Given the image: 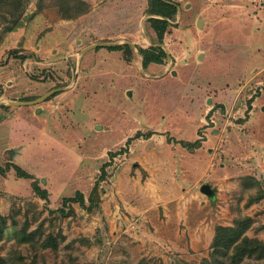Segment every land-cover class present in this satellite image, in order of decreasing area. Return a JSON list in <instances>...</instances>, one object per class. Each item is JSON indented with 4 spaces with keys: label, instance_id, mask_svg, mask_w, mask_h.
<instances>
[{
    "label": "rangeland",
    "instance_id": "rangeland-1",
    "mask_svg": "<svg viewBox=\"0 0 264 264\" xmlns=\"http://www.w3.org/2000/svg\"><path fill=\"white\" fill-rule=\"evenodd\" d=\"M241 5L239 12L249 14L264 8ZM98 7H121L130 19L138 12L150 25L148 0H28L12 31L4 29L0 17V121L12 119L0 125V214L7 218L0 264H264V254L239 259L213 247L217 226H234L241 218H249L246 234L264 242V84L248 74L226 80L201 97L198 120L188 122L182 109L172 106L177 86L168 85L166 92L159 77H147L139 47L130 44L132 55L97 54L96 47L109 40L129 39L112 36L124 30L118 20L99 27L88 22L72 33L79 24L68 23ZM130 7H135L132 16ZM178 15L164 41L172 56L166 63L170 74L179 68L176 62L192 59L198 65V54L212 50L204 43L208 30L202 33L194 18L188 22ZM209 18L218 22L223 16ZM58 24L65 38L49 39L47 33ZM245 41L234 43V54H242L236 64L242 63ZM216 62L217 71L228 72L224 59ZM148 85H154L151 96ZM137 86L142 102L147 96H170L169 104H154L153 112L146 106L152 119L166 115L162 108L168 107L167 125L139 121L143 107L135 102ZM64 116L72 118L65 126H73L66 136L57 129ZM155 128L161 131L153 135ZM111 152L118 154L111 158ZM105 162L111 165L99 179ZM14 164L32 177H20ZM204 183L216 189L215 196L200 190ZM34 184L47 189L48 199ZM78 190L85 203L64 206L65 197Z\"/></svg>",
    "mask_w": 264,
    "mask_h": 264
},
{
    "label": "crops",
    "instance_id": "crops-1",
    "mask_svg": "<svg viewBox=\"0 0 264 264\" xmlns=\"http://www.w3.org/2000/svg\"><path fill=\"white\" fill-rule=\"evenodd\" d=\"M178 1V0H177ZM180 2V1H178ZM189 2V3H188ZM181 5H178V17L180 16L181 20L185 19L184 21L191 22V18H194V25L203 33L206 30L208 32L204 36V43L209 44L208 47H211L210 52H205V53H199L198 57L201 59L200 63L198 65H195V63H192V59H190L186 64H181L180 62H176L177 67L175 70H171V74L168 71L167 62H169L172 59V56L167 50V47L165 43L159 44L156 40L157 36L154 31V29L151 27V25L146 26V18L144 16H138V12H135L137 14L133 15L131 14L130 11H132L133 8L135 7H130L128 9V13L131 14L132 18L130 19L127 16H125V9L124 12L119 10L121 7H98L95 12H92L90 15L86 17H82L78 23H73L70 22L68 23V26H72L75 24H79L78 26L75 25V28H73L72 33H77V30H80V26H88L87 23H95L96 26H101L102 24L106 25L108 24H115L117 20L121 23V29L124 28L122 31H117L112 34H116V36H126L129 39L121 40L119 39L116 42H111L110 40L106 43L111 44V46L115 45H120L122 42L131 44L135 49L137 47L147 49L150 47H156V46H161L166 52H167V60L164 59L163 63H156L152 62L149 64L147 68L144 67L143 65V56L142 54L138 51V56L141 61L142 68L145 69L147 72V77L148 75L150 77H159L157 78V82H160L164 85H167L166 92H168V88L170 85L171 87L173 85L177 87L172 88V92L175 89L178 94H176L175 99L173 100L172 106L178 107V109H182L183 111V116L184 118H187L188 122H191L192 120L197 121V117L200 113V100L201 97L206 94L208 91H211L212 89H220L218 86L223 85L226 80L228 82L232 79L235 78H241L245 77L247 74L250 77L249 79L253 80H258L256 81L257 83H263L264 80H260V76L264 73V64L262 59H264V8L261 9L257 14H249V11L245 10L246 12H239V7H243L241 4L237 2H232V1H227V0H219L216 1L214 5H209L206 4L204 0H186L185 2H181ZM190 7V9H188ZM209 7V8H208ZM261 7H264V4L261 5ZM142 9H146L147 7H140ZM193 8V9H192ZM187 9V10H186ZM136 10V9H135ZM192 10V12H190ZM120 11V12H119ZM222 15L223 19L222 21L218 22H210L208 21L210 15ZM92 16L93 18L95 17V20L91 19ZM150 17V16H149ZM91 19V20H90ZM89 23V24H90ZM58 24L53 30L49 31L47 34V37L51 39V37L61 40L65 38V35L60 34L62 32L59 31V26ZM90 27V26H89ZM83 29V27L81 28ZM126 29V30H125ZM189 29V28H188ZM190 31H193L194 29H189ZM166 34V33H165ZM46 36V35H45ZM45 36L42 37V42L43 38L45 39ZM104 36V35H103ZM106 37L103 38H111L109 35H105ZM187 36V34H186ZM102 37V36H101ZM247 37L249 41H245V44L241 47V50L244 51L242 63L239 64L237 62L234 63L235 58L238 60V58H241L242 54H234V51L236 50V45L234 43L238 41L239 39H244ZM165 36H164V41H165ZM79 40V39H78ZM101 44V42H99ZM115 43V45H113ZM97 43V45H100ZM97 46L96 48H100V51L98 50L97 54H109V55H114L115 53H118L116 51L119 50H112L108 51L104 48H108V46ZM234 45V46H233ZM219 48H222L223 50H220ZM89 52V50L85 51L82 55V58L86 55V53ZM249 53V59L246 58V55ZM174 58L175 55L173 54ZM223 56V57H222ZM220 59H224V65L228 68V72H219L217 71V62ZM253 59V62H252ZM236 61V60H235ZM261 61V62H259ZM255 63L256 65L253 66L252 63ZM165 63V64H164ZM167 63V64H166ZM223 64V63H222ZM205 65H208L209 67L206 68ZM216 67V70H215ZM253 69L257 70L254 71ZM211 70V73L210 71ZM251 71H254V73L251 74ZM159 75V76H157ZM197 85H194V82ZM201 82V83H200ZM158 84V83H156ZM198 84H200L201 87H198ZM193 85V86H192ZM161 88H163V85H160ZM190 86L191 89L189 88ZM153 86H146L145 92L149 96H151L150 91L152 90ZM198 87V90L196 91L195 88ZM194 88V91L193 89ZM134 91L136 95H134L135 98L138 97L137 93L141 91V89L137 86L134 87ZM147 96L145 98L146 102H142L140 96L135 100V102L138 104V107H143V110L140 112L142 115L141 118H139V121L142 124H149V123H162V124H168L167 122L170 121V118L167 116L168 114V107H163L162 110L164 109L167 111L166 115L155 118H150V115L146 111V106L148 108H157L153 106L154 104H162V101L165 100V103H168L169 98L163 96L161 94L160 97H157V99H151ZM187 99V101H186ZM194 99V101H193ZM208 103H212V99H207ZM148 104V105H147ZM163 106V104H162ZM189 113L186 111L188 109H191ZM44 107H35V111L37 112H42ZM147 108V109H148ZM145 109V111H144ZM150 111H155V109H152ZM157 111V110H156ZM159 112V111H157ZM135 112L134 114H136ZM139 113V112H138ZM163 115V114H162ZM96 116V115H95ZM39 121H41L40 117H37ZM51 119V117H49ZM93 118V116H92ZM91 118V120H92ZM48 119V118H47ZM46 119V120H47ZM155 119V121H153ZM72 118H69L67 116H64V119L62 120V124L57 127V129L61 128V132L59 133L60 135L66 136L67 131H73L72 127H66L65 124L67 122L70 123ZM152 120V121H151ZM45 121V120H44ZM166 121V123L164 122ZM21 122V123H20ZM25 124L27 123L26 121H18L20 124ZM12 123L11 118H5L0 121V125ZM40 123V122H39ZM53 123H58V120L56 122H51L50 124ZM24 124V125H25ZM165 126V125H164ZM99 127V126H97ZM153 135H155L156 132L161 131V129L155 128L152 129ZM50 131V130H49ZM52 131V130H51ZM162 131H165V129H162ZM40 132H45L43 129H40ZM157 134V133H156ZM210 184V183H208ZM212 187V185L210 184ZM215 190L216 194V189L212 187ZM201 190V187H200ZM215 194L213 196H215ZM209 196V195H208ZM210 196V197H213Z\"/></svg>",
    "mask_w": 264,
    "mask_h": 264
},
{
    "label": "trees",
    "instance_id": "trees-1",
    "mask_svg": "<svg viewBox=\"0 0 264 264\" xmlns=\"http://www.w3.org/2000/svg\"><path fill=\"white\" fill-rule=\"evenodd\" d=\"M28 0H0V17L4 20L6 31H12L20 24ZM178 3L172 0H148L147 13L151 15L148 19L151 27L154 29L157 42L163 44L165 33L168 31L171 25V19H173L178 13ZM112 50H122L126 54L132 55L133 48L130 44H120L115 46H108ZM139 52L142 54L144 60L143 65L145 68L150 63H163L167 58V52L161 47H150L147 49L139 48ZM129 60V59H128ZM141 134L138 133L136 137ZM130 139L128 140V143ZM123 151V150H122ZM121 153V152H120ZM118 152H111L110 157L113 158ZM111 165V162H105L101 167V175L99 179L103 178L107 174V167ZM14 169L20 177H32L30 173L21 168L19 165L14 164ZM3 171L4 169L1 168ZM35 192L44 199H48L47 189H42L39 185L34 184ZM97 183L91 191L90 201L94 203L93 195L96 194ZM68 201H79L82 205L85 203V197L81 191L76 192L75 197H65L64 206ZM93 205L89 210H91ZM61 212H65L62 207L59 209ZM7 218L0 214V240L2 239V229L6 227ZM249 218H241L236 221L234 226H222L219 225L216 228V234L213 241V247L216 252H234L233 257L242 259L245 256L264 254V242L257 238H250L246 231L249 227ZM230 254V253H229Z\"/></svg>",
    "mask_w": 264,
    "mask_h": 264
},
{
    "label": "built area",
    "instance_id": "built-area-1",
    "mask_svg": "<svg viewBox=\"0 0 264 264\" xmlns=\"http://www.w3.org/2000/svg\"><path fill=\"white\" fill-rule=\"evenodd\" d=\"M209 1L216 2L219 0H209ZM227 1L237 2L240 4L249 5V6H258L259 5V7L264 4V0H227Z\"/></svg>",
    "mask_w": 264,
    "mask_h": 264
},
{
    "label": "water",
    "instance_id": "water-1",
    "mask_svg": "<svg viewBox=\"0 0 264 264\" xmlns=\"http://www.w3.org/2000/svg\"><path fill=\"white\" fill-rule=\"evenodd\" d=\"M100 44V43H99ZM115 44V43H114ZM109 45V43H107ZM201 191L209 196H213L215 194V190L208 183H204L201 186Z\"/></svg>",
    "mask_w": 264,
    "mask_h": 264
}]
</instances>
